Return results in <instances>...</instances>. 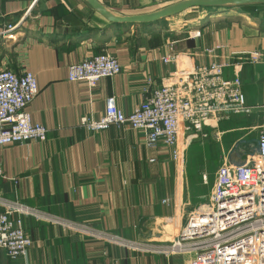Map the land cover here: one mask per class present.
Segmentation results:
<instances>
[{
  "label": "crops",
  "instance_id": "obj_1",
  "mask_svg": "<svg viewBox=\"0 0 264 264\" xmlns=\"http://www.w3.org/2000/svg\"><path fill=\"white\" fill-rule=\"evenodd\" d=\"M97 1L122 17L161 9L151 0ZM255 8L262 11L253 14ZM235 9L206 12L205 20L175 17L178 21L172 25L136 26L110 24L85 0H0V29L19 25L11 36L0 38V71L33 74L38 93L27 111L32 124L47 130L44 142L0 147L5 175L0 197L127 241H172L213 188L215 176L207 188L202 182L205 176L193 177L195 163L205 158L204 138H189L194 145L188 148L186 172L179 178L169 151L147 147L141 132L123 126L89 133L78 123L83 117L99 120L108 101L128 116L173 74L233 57L225 78L240 79L251 113L240 125L233 124V117L231 123L225 121L226 128H212L209 123L203 134L252 130L258 135L264 127V5ZM226 14L231 17H221ZM104 52L119 62L118 75L101 79L93 88L68 81L69 65ZM244 52L258 53L259 61L234 58ZM170 56L174 61L164 64ZM189 134L181 133L182 143L189 141ZM22 222L31 249L15 261L0 250V264H192L194 260L192 254L166 259L107 245L32 217H22Z\"/></svg>",
  "mask_w": 264,
  "mask_h": 264
},
{
  "label": "built area",
  "instance_id": "obj_2",
  "mask_svg": "<svg viewBox=\"0 0 264 264\" xmlns=\"http://www.w3.org/2000/svg\"><path fill=\"white\" fill-rule=\"evenodd\" d=\"M18 26L2 27L0 38L11 36ZM195 35L198 37L199 33ZM174 58H165L163 63H171ZM234 58L256 63L260 56L244 52ZM231 67L233 57L226 63L212 62L177 72L154 88L130 115H124L113 101H108L99 120L83 117L78 127L89 133L123 126L141 132L147 147L161 146L169 151L176 173L182 178L185 152L192 142L189 138H205L203 128L209 123L218 124L251 113L240 79L225 78ZM120 72L116 58L104 52L69 65L68 81L84 82L93 88L101 79ZM37 93L32 73L0 71V147L46 140V128L32 124L27 111ZM188 131L189 141L182 143L181 133ZM255 142L253 154L243 163L220 166L208 202L192 212L184 229L169 243L127 241L87 224L0 197V250L12 261L27 256L32 241L24 232L22 217H32L69 233L166 259L192 254V264H264V127ZM2 179L5 175L0 166ZM11 181L17 183L15 179Z\"/></svg>",
  "mask_w": 264,
  "mask_h": 264
},
{
  "label": "rangeland",
  "instance_id": "obj_3",
  "mask_svg": "<svg viewBox=\"0 0 264 264\" xmlns=\"http://www.w3.org/2000/svg\"><path fill=\"white\" fill-rule=\"evenodd\" d=\"M151 1L155 3L156 8L160 7L161 9H163V8H165L171 4H174L175 0H151ZM226 10L234 12V9L229 8ZM223 11H224V9H222V8L210 9V10L193 9V10H190V11L186 12L185 14H183L182 16H179V17H182V19H184V20L191 18V17H195V18L201 17V18H204V20H205V18H207L209 16L208 14L206 15V12L210 13V15L211 14L214 15V14H219ZM260 11H262V9L255 8L252 10V13L253 14L260 13ZM177 21H178L177 18H174V19L169 18L165 21H162L161 24H164L167 26V24L172 25L173 23H176ZM205 23H207V19H206ZM234 119H237V120H234ZM243 119H246L245 116H243L242 118L241 117H233V119H231V121L233 120L234 125L235 124L240 125V124L244 123ZM229 123H231V122H229ZM229 123L227 124V122H221L220 124H213L212 128L217 129L218 126L221 128L222 125H225L224 128H226L227 126H229ZM210 134H208V136L206 138H204V140H202V142L204 141L205 145H206V147L202 148V151L206 152V154L204 155L205 158H203L201 164H199V162H196V163L194 162L195 167L193 170V177L194 178L198 175V173L200 174V176H205L202 178L203 179L202 182L204 183V186H203L204 188H207V186L211 185V182L214 179L213 176H215L217 170L220 168V166L223 163L239 164V163H242V158L244 156L251 155V153L253 152V149H254V143H255L256 138H257L256 132L252 131V130H249L246 132H239V133L233 132V133H223V134H222V131H219L216 133H213V131H212ZM193 145H194V143L191 144V147ZM238 147H241V148L238 149ZM188 151H190V150L188 149L187 152H185V157H184L185 158L184 159V167L182 170L184 175L186 172V164H187L188 158H189L188 154L190 153ZM208 199L209 198H207L204 201V205L208 202ZM107 233H109V232H107ZM109 234L117 236V235L112 234V233H109ZM117 237L122 239V237H120V236H117ZM105 244L111 245V243H105ZM135 252H137V251H135Z\"/></svg>",
  "mask_w": 264,
  "mask_h": 264
},
{
  "label": "water",
  "instance_id": "obj_4",
  "mask_svg": "<svg viewBox=\"0 0 264 264\" xmlns=\"http://www.w3.org/2000/svg\"><path fill=\"white\" fill-rule=\"evenodd\" d=\"M86 3L107 22L113 25H136V26H153L169 18L179 17L181 14L193 9H235L244 6L264 5V0H182L171 4L158 11L134 15V16H117L106 9L97 0H85ZM220 14V13H219Z\"/></svg>",
  "mask_w": 264,
  "mask_h": 264
},
{
  "label": "bare ground",
  "instance_id": "obj_5",
  "mask_svg": "<svg viewBox=\"0 0 264 264\" xmlns=\"http://www.w3.org/2000/svg\"><path fill=\"white\" fill-rule=\"evenodd\" d=\"M215 15V14H214ZM222 18H229V17H231V15L230 14H226V15H224V16H221ZM245 18V17H244Z\"/></svg>",
  "mask_w": 264,
  "mask_h": 264
},
{
  "label": "trees",
  "instance_id": "obj_6",
  "mask_svg": "<svg viewBox=\"0 0 264 264\" xmlns=\"http://www.w3.org/2000/svg\"><path fill=\"white\" fill-rule=\"evenodd\" d=\"M244 7H246V6H244ZM243 8V7H242Z\"/></svg>",
  "mask_w": 264,
  "mask_h": 264
}]
</instances>
